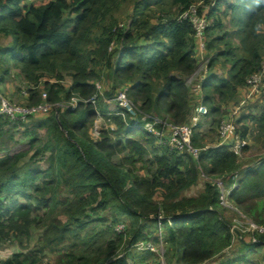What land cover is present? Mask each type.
<instances>
[{
	"label": "trees",
	"instance_id": "trees-1",
	"mask_svg": "<svg viewBox=\"0 0 264 264\" xmlns=\"http://www.w3.org/2000/svg\"><path fill=\"white\" fill-rule=\"evenodd\" d=\"M26 1L0 0V38L8 40L0 44V71L18 69L34 87L27 106L38 104L45 93L50 104L96 95L97 108L90 103H79L74 111L54 107L15 122L0 115V139L1 128L8 126L23 128L30 138L26 150L10 154L7 143H0V244L15 241L27 249L0 264H130L126 252H146L134 246L149 240L148 226L161 229L169 262L251 264L247 251L264 246V232L243 235L237 229L234 235L213 180L225 187L236 183L229 201L264 229V160L256 169H243L228 146H209L200 133L191 140L200 149L197 158L170 150L157 145L142 123L124 121L116 111L104 115L110 111L103 99L128 85V96L142 112L172 124L186 123L198 101L208 108L207 116L219 119L223 104L236 99L237 90L261 69L264 0H39V7ZM126 2L127 24L117 18ZM197 4L209 23L199 100L185 83L200 61L198 43L192 24L181 18ZM219 60L222 78L215 70ZM98 116L116 130H104L93 141L88 130ZM218 125L213 119L207 135L216 139ZM256 126L264 129V113ZM238 132L242 139L249 135L245 125ZM195 187H201L199 193L186 195ZM101 211H110L109 221L97 217ZM97 220L103 224L90 225ZM117 223L125 224L124 232L114 231ZM32 227L40 238L28 249L23 241L30 239ZM48 255L52 259L45 261ZM220 255L228 258L219 260Z\"/></svg>",
	"mask_w": 264,
	"mask_h": 264
},
{
	"label": "built area",
	"instance_id": "built-area-1",
	"mask_svg": "<svg viewBox=\"0 0 264 264\" xmlns=\"http://www.w3.org/2000/svg\"><path fill=\"white\" fill-rule=\"evenodd\" d=\"M199 6L200 4L191 6L187 11H185L181 15V18L188 19L189 22L192 24V27L195 32V38L197 39V43H198L197 57L199 56L202 57V54H204L203 55V60H204L206 58L204 57L205 40L203 33L206 27L208 26V21L204 12L198 13L197 8ZM200 50H201V55H199ZM205 71H206V61H205L204 71L201 70V73L199 75H197V72H195L193 77L197 76L198 80H203ZM246 83H247V91L245 97L241 101V103L237 105L236 111H238L240 107H242L246 103L248 98L258 94L260 88L263 86L264 61L262 62L260 71L248 77ZM95 87L100 93L101 82H96ZM33 89L34 87H30L26 85L25 88L23 89V93L28 94V91ZM103 102L107 105L113 104L115 106V110H117L116 115L122 117L124 121L126 120L133 121V123L136 125L140 124V127L142 123V128L144 129V131L151 134L156 140L157 144L165 145L170 150L190 154L193 158L198 157L200 149L195 148L192 145L191 140L193 137V127L195 126V124L198 123L200 117L206 116L208 113V110L204 105L197 104L194 107V114L193 117L191 118L192 121L191 124L174 125L168 122L166 119H162L160 117L142 112L137 107V105L132 101V99L128 96L127 89L116 90L112 98L107 99L106 102L103 100ZM79 103H84V104L90 103L96 109L97 97L96 95H94L93 97L84 100L76 96H72L69 100L63 101L61 103L50 104L46 102V94L42 93L40 102L32 106L19 104L17 102H9L4 98H0V115L7 116L13 122L18 120L26 121V119L30 116H34L36 114H46L54 107H60L62 109H69L70 111H74L78 107ZM127 126L129 127L130 125L127 124ZM165 129H168L169 133H166ZM90 131H91L90 135H92L95 138L99 137L98 128L95 124L94 126H92ZM238 133H239L238 128L232 120H228V119L221 120L218 127L219 138L223 144L229 146V149L237 158L241 157L244 147V141L243 139H241ZM237 176L238 175L235 174L234 178H237ZM214 183L216 184V187L219 189V202H220V190L226 191V189H224L222 181L215 180ZM232 187H235V184H233ZM227 204H229L228 201ZM221 205L227 207L225 204H221ZM251 229L254 230L253 228ZM255 229H257L259 232H264L263 228L256 227ZM124 230H125V224L117 223L114 226V231L116 233L124 232ZM232 230H234L233 227ZM158 239H159V245L161 246L162 242L160 235ZM160 246H154L148 242L144 244L143 243L136 244L134 247L137 250H148L151 253H154L158 256V258L154 262H151L149 264H165L163 261L164 253L162 252Z\"/></svg>",
	"mask_w": 264,
	"mask_h": 264
},
{
	"label": "rangeland",
	"instance_id": "rangeland-1",
	"mask_svg": "<svg viewBox=\"0 0 264 264\" xmlns=\"http://www.w3.org/2000/svg\"><path fill=\"white\" fill-rule=\"evenodd\" d=\"M33 1L34 0H27L26 3H30V2H33ZM37 1L38 2H36V3L40 2L39 0H37ZM129 5H130L129 2H126L125 6H124L126 10L121 12V13H117V15H118L117 18H118L119 22H124V23L126 22V24L128 23V19L126 18L125 13L130 10V6ZM219 8L222 11L224 10V6L221 5V4H220ZM154 10H155V8H154ZM175 12L173 10H171V15H175ZM157 14L159 15V13H156L155 16ZM216 16L221 21H223L224 23L227 22V18H225L223 16V14L216 15ZM215 34L213 35V37L215 36ZM4 41L5 40L3 38H0V43H3ZM221 47L222 46H220L219 48H221ZM211 53L212 52H210L209 54L211 55ZM199 55H201V50L199 51ZM203 55L204 54H202V57L201 56L198 57L200 59V62L198 64V68H196V71H195V72H197V75H199L201 73V70L204 71V68H205V60L206 59L203 60ZM205 57H206V53H205ZM216 66H219V67L222 68V69H219V70L225 71L222 60H219L217 62V64H216ZM194 73L192 74V76H194ZM107 76H108V74L107 75L103 74V76H102V78L104 79V81H103L104 85L106 83H108V77ZM192 79H193V77H188V78L185 79V83L187 81L186 86L192 87V90L195 91V93H198L199 90H200V83H201L202 80H197L196 82H193L194 80H192ZM66 81L67 82H65V84L67 85L68 81H70V80L67 78ZM9 87H11V86H9ZM127 88H128V85H124V86L120 87L119 90H126ZM12 89H14V88H12ZM263 92H264V87L260 88V94L259 95L261 97L263 96ZM201 97L202 96H200V97L198 96V98H200V99H201ZM107 99H109V98H105L104 101L106 102ZM12 101H14V100H12ZM102 104H104V103L102 102ZM104 105H106V104H104ZM115 105H116V103H115ZM102 108H104V107H102ZM107 109H108L107 111H117V110H115V106L113 104H108ZM208 117L209 116H207L206 119ZM190 118H189V120H190ZM189 120L186 123H184V124H189ZM96 121H98V120H96ZM206 123L207 122L204 121L203 124H202V119H200L199 123L195 124V126H194V133H201L202 134L203 132L200 131V130H202V127L203 128L205 127ZM5 126H8V125H5ZM91 128H92V125L89 127L88 133H89V136L91 137V139L93 141L99 140L100 139V133L102 131H104V130H107L109 128L114 130V131L116 130V127L113 124H112V127H110V126H105V127L104 126H100V128L97 127L98 128L99 137L95 138L92 135H90ZM18 129H20V128H18ZM18 129L17 128L16 129H12V128H10V126H8L6 128H1L3 136L0 139V143H3L1 146H4L7 143L8 149H7L6 153H9V154L10 153H16V152L24 151V150H26L28 148L29 139H25L24 140L23 138H25V137L22 135V132L20 130H18ZM204 134H208V131H206ZM213 138H214V135H210V136H206L205 137V139H207L206 142H210ZM243 141H244V146L247 147V150L242 153L241 157L238 158L239 161H240L239 163L244 166L243 169H256L260 165V161L264 160V129L262 127H260V126L257 127L256 126V122H255V124H254L253 121L249 122V135ZM200 143H202V142H200ZM113 161H118V160L116 158H113ZM24 164H26V162L22 161L21 165H24ZM38 165L40 167L44 166L43 163H39ZM200 189H201V187H195L191 191L187 192L186 195H196L197 193H199ZM229 193H230V189H226V191H221L220 190V202L219 203L220 204H225L228 207V209H227L228 212L225 214V216L232 220V227L238 229L240 231V233H242V234L247 232V231H251L252 230L251 228L255 229L256 226L252 224L251 219L248 218L247 216L245 217L244 216L245 214L243 213L244 214L243 215L233 205V203H231L229 201V199H227V196L229 195ZM250 195L252 196V194H250ZM66 197H67V194H66ZM261 199H262L261 197H256V201H260ZM227 201L229 202V204H227ZM110 216H111L110 211H107V212L106 211L105 212L101 211V212L98 213L97 217H100L104 221L105 220L109 221V217ZM102 224H103V222L101 220H97L94 223H92V222L90 223V225H98V226H101ZM144 233H145V236L149 239V241L152 244H154L155 246H160L159 242H158V236H159L158 233L156 234L155 237L151 238V236L153 234H155L154 228H152L151 226H148V227H146ZM161 233H162V231H161ZM233 233H234V235H236V232H233ZM162 235H163V233H162ZM39 238H40L39 230H37L35 227H32V232H31L30 239L29 240H24V243L26 244V247L28 249H31V248L36 246ZM236 242H237V239L234 238L233 245ZM69 243L70 242H67V244H69ZM11 244H13V242L8 243V245H11ZM163 244H166V243H163ZM163 244L160 247L162 249V252L165 253V259H166L167 263H169V260H168L167 254H166L167 253V249H165L166 246L165 245L163 246ZM2 249L8 251V248L3 247ZM2 249H0V256H4L5 253L7 252V251L6 252L3 251ZM238 252H240V251H238ZM235 253H237V251H235ZM123 255L124 254H121V256H123ZM126 256L128 257V262L130 264H142L144 262H149L153 258H155V256L152 255V254H149L147 252H136L133 249L132 250L130 249V251L126 252ZM233 257H235V255ZM218 258H219V260H226V258H228V257H223L222 258V255H220ZM247 258L252 261L251 264H264V246L259 248V249H257V250L255 249V250L247 251ZM50 259H52L51 255L45 256V261H49ZM232 259H234V258H232ZM45 261H43V262L47 263ZM50 263L53 264L51 261H50Z\"/></svg>",
	"mask_w": 264,
	"mask_h": 264
},
{
	"label": "crops",
	"instance_id": "crops-1",
	"mask_svg": "<svg viewBox=\"0 0 264 264\" xmlns=\"http://www.w3.org/2000/svg\"><path fill=\"white\" fill-rule=\"evenodd\" d=\"M36 2H38V1L34 0L32 2V5L35 7H39L42 5V3H40V2L39 3H36ZM7 43H8V40H5L3 43H0V44H1V46H5ZM198 64H199V62H198ZM219 69H222V68L219 66H216L215 70L218 72L219 77L222 78L224 75V71H221ZM104 74L107 75L108 73H104ZM192 80H194L193 82H196L195 80H197V76H195L194 79H192ZM108 82H109V79H108ZM186 83H187V81H186ZM9 86H11V87H9ZM25 86H26V84H25V82L22 78V75L18 69L11 68L6 73V75H3V73L0 71V98H4L8 101L14 100L13 102H17L20 104L22 103L23 105H25V103H27L26 101L28 99V94L23 93V89L25 88ZM12 88H14L15 90ZM100 92H103V91L101 90ZM237 93H238V95H237L236 99L231 100L229 103L225 102L223 104L221 116L219 119L216 117H211V116H209L207 119L205 117H202V124L204 121L207 122L205 124V127L204 128L202 127V130H200L203 132L202 135H204L205 137L208 136L207 134H204V133L206 131H209L212 129L211 125H212L213 119L218 120V122H220L222 119L232 120L239 127L242 125H245L248 127V129H249V122L253 121L255 124L256 119H258L260 117V115H262L264 113V92H263L262 97L260 95H258V96L252 97L250 99H247V101H248L247 104L244 107H242L238 113H235V105H236V103H239V101L245 96L246 88H244V89L239 88L237 90ZM198 100H199V98H198ZM198 103H199V101H198ZM109 114H114V111H112V112L110 111L109 113H106L104 115H109ZM251 117H253L254 119H251ZM39 118L37 117L36 119H39ZM98 118L96 119L98 121L95 120L92 126H94V124H95L97 127L100 128V126H104V127L105 126H112V124H113L111 122L106 121L104 119V117H102V116H98ZM238 121H240V123H237ZM3 128H6V127H3ZM10 128H11V126H10ZM18 130H20L22 132V135H23L24 129L20 128ZM110 130H112V129H110ZM112 131H114V130H112ZM165 131H166V133H169L168 129H165ZM38 132L40 133L42 131L38 130L37 133ZM216 136H217L216 139H213V143L206 142L207 139L206 140L204 139V142L209 146L210 145L217 146V145L221 144L219 135H216ZM23 139L25 140V139H30V138L25 137ZM154 231H155V234H153L151 236V238L155 237L157 234V229H154ZM12 242H13V244H11V245L0 244V249H2L3 247L8 248V251L2 249L3 251H5V252L7 251V252L5 253L4 256H0V261L8 258L9 256H11L15 253L27 251V249L22 250L21 246L18 243H16L15 241H12ZM25 245L26 244L23 241V246H25Z\"/></svg>",
	"mask_w": 264,
	"mask_h": 264
},
{
	"label": "clouds",
	"instance_id": "clouds-1",
	"mask_svg": "<svg viewBox=\"0 0 264 264\" xmlns=\"http://www.w3.org/2000/svg\"><path fill=\"white\" fill-rule=\"evenodd\" d=\"M199 8V7H198ZM198 8H197V10H198ZM205 13V12H204ZM207 17V16H206ZM207 21H208V19H207ZM207 28V27H206ZM264 61V60H263ZM260 71V70H259ZM258 71V72H259ZM191 77H193V76H191ZM193 79H194V77H193ZM197 80H198V78H197ZM197 80H195V81H197ZM28 86V85H27ZM264 87V84H263V86L261 87V88H263ZM245 88H246V91H247V85L245 86ZM194 93H195V91H194ZM196 95H198L199 97L201 96V93H200V90H199V92L198 93H195ZM246 94V93H245ZM260 94V91H259V93L258 94H256V95H253V96H251L250 98H252V97H255V96H258ZM245 97V96H244ZM244 97H243V99H244ZM250 98H248V99H250ZM6 100V99H5ZM41 100V99H40ZM8 101V100H7ZM9 102H13V101H9ZM247 102L248 101H246V103L242 106V107H244L246 104H247ZM20 104V103H19ZM197 104H202L201 102H199V103H197ZM196 104V105H197ZM195 105V106H196ZM203 105V104H202ZM238 105V104H237ZM237 105L235 106V113H238L239 111H240V109L242 108V107H240V109L238 110V111H236V107H237ZM205 106V105H204ZM206 107V106H205ZM207 108V107H206ZM207 110H208V108H207ZM209 111V110H208ZM193 114H194V109H193ZM193 114H192V116H191V118L193 117ZM152 115V114H151ZM207 115H208V113H207ZM207 115L206 116H203V117H207ZM155 116V115H154ZM157 117H159V116H157ZM160 118H162V117H160ZM191 118H190V120H189V124H191ZM162 119H164V118H162ZM200 119H202V117H200L199 118V120H198V123H199V121H200ZM167 120V119H166ZM223 120V119H222ZM168 121V120H167ZM169 122V121H168ZM221 122V121H220ZM220 122H219V124H220ZM197 123V124H198ZM175 125V124H174ZM179 125H181V124H179ZM236 125V124H235ZM237 126V125H236ZM218 127H219V125H218ZM237 128H238V126H237ZM218 132V131H217ZM193 135H194V127H193ZM219 135V134H218ZM154 138V137H153ZM193 138V137H192ZM242 139V138H241ZM155 140V139H154ZM244 140V139H243ZM221 141V140H220ZM155 143H156V140H155ZM157 144V143H156ZM221 144L222 145H225V144H223L222 142H221ZM157 145H159V144H157ZM161 146H165V145H161ZM226 146H228V145H226ZM167 147V146H166ZM228 148H229V146H228ZM197 149H199V148H197ZM230 150V149H229ZM231 151V150H230ZM186 154V153H185ZM235 174H237L238 175V173L237 172H235L234 173V175ZM241 175V174H240ZM234 179H236V178H234ZM216 180V179H215ZM215 180H213V181H215ZM221 181V180H220ZM235 181V180H234ZM222 184H223V187H224V189H230V191L232 190V189H235V188H237V184L236 183H234L235 184V187H232L233 186V184L231 185V186H229V187H225L224 186V183L222 182ZM237 185V186H236ZM230 227H231V231L232 232H235L237 229L236 228H234V230H232V222H231V225H230ZM255 230V229H254ZM252 231V230H251ZM157 233L160 235V237H161V242H162V244L164 243V241H163V236H162V233H161V229L160 228H158L157 229ZM159 237V236H158ZM151 243L149 240L147 241V242H144V243ZM158 242H159V239H158ZM254 242V241H253ZM143 243V244H144ZM152 244V243H151ZM152 245H154V244H152ZM155 246V245H154ZM163 246H164V244H163ZM141 251H146V252H150V251H148V250H141ZM225 252V251H224ZM151 253V252H150ZM152 255H154L155 256V258H153L151 261H149V262H144V263H142V264H149V263H151V262H154L157 258H158V256L156 255V254H154V253H151ZM163 261H164V263L165 264H177V263H173V262H169V263H167V261H166V259H165V253L163 254ZM179 264H181V263H179ZM201 264H215V262L213 261V259H211V260H209V261H206V262H203V263H201Z\"/></svg>",
	"mask_w": 264,
	"mask_h": 264
},
{
	"label": "water",
	"instance_id": "water-1",
	"mask_svg": "<svg viewBox=\"0 0 264 264\" xmlns=\"http://www.w3.org/2000/svg\"><path fill=\"white\" fill-rule=\"evenodd\" d=\"M56 119H57V121H58V124L60 125V127H61V124H60V122H59V120H58V117H57V113H56ZM61 129H62V127H61ZM63 130V129H62ZM66 133V132H65Z\"/></svg>",
	"mask_w": 264,
	"mask_h": 264
}]
</instances>
